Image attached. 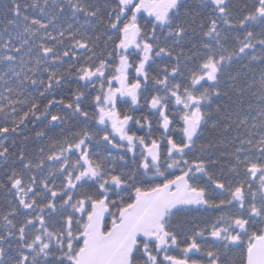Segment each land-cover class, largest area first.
<instances>
[{
	"label": "snow or ice",
	"instance_id": "obj_1",
	"mask_svg": "<svg viewBox=\"0 0 264 264\" xmlns=\"http://www.w3.org/2000/svg\"><path fill=\"white\" fill-rule=\"evenodd\" d=\"M0 264H264V0L0 5Z\"/></svg>",
	"mask_w": 264,
	"mask_h": 264
},
{
	"label": "trees",
	"instance_id": "obj_2",
	"mask_svg": "<svg viewBox=\"0 0 264 264\" xmlns=\"http://www.w3.org/2000/svg\"><path fill=\"white\" fill-rule=\"evenodd\" d=\"M6 2H7V0H0V5H3Z\"/></svg>",
	"mask_w": 264,
	"mask_h": 264
}]
</instances>
